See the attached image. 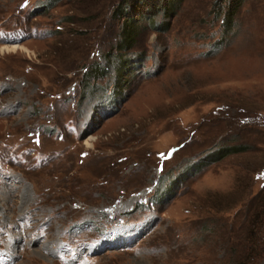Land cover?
<instances>
[{
  "label": "rangeland",
  "instance_id": "374dc122",
  "mask_svg": "<svg viewBox=\"0 0 264 264\" xmlns=\"http://www.w3.org/2000/svg\"><path fill=\"white\" fill-rule=\"evenodd\" d=\"M228 2L0 0V264H264V0Z\"/></svg>",
  "mask_w": 264,
  "mask_h": 264
},
{
  "label": "trees",
  "instance_id": "16d2710c",
  "mask_svg": "<svg viewBox=\"0 0 264 264\" xmlns=\"http://www.w3.org/2000/svg\"><path fill=\"white\" fill-rule=\"evenodd\" d=\"M178 1H180V0H176V4H175V6L178 4ZM242 0H229V2H228V6H227V8H228V10L226 11V13L225 14H227L226 15V19L229 21H231V19H232V15H233V13L234 12H230L229 11V8L230 7H232L233 5H238L240 2H241ZM137 6V5H136ZM174 6V7H175ZM131 7H135V4H132L131 5V3L129 4V3H127V2H124V3H121V4H119L118 6H116V8H115V13L117 14V15H123L122 13L123 12H127V13H130V12H132V11H130V9H131ZM130 11V12H129ZM147 12H146V10H144L143 9V19H145V16H144V14H146ZM115 14V15H116ZM148 14V13H147ZM126 27H127V29L125 30V31H123L125 34H124V36H123V38L118 42V44H120V45H122V46H124V45H129V43H130V40H131V33H132V27H131V25H130V23H126ZM125 47H127V46H125ZM120 48H122V47H120ZM94 67V69L93 70H91L90 72H87V75H86V79H89V76H88V74L90 75V74H92V75H95V76H97V75H99V74H103V70H104V68L103 67H100L99 65H94L93 66ZM105 71V70H104ZM106 72V71H105ZM118 82H119V80H117ZM239 148L240 147H238V146H231V147H227V148H223L222 150H221V152L219 153L220 155L219 156H222V155H225V154H227V153H230V152H235V151H237V150H239Z\"/></svg>",
  "mask_w": 264,
  "mask_h": 264
},
{
  "label": "bare ground",
  "instance_id": "6f19581e",
  "mask_svg": "<svg viewBox=\"0 0 264 264\" xmlns=\"http://www.w3.org/2000/svg\"><path fill=\"white\" fill-rule=\"evenodd\" d=\"M17 48H19V47H16V46H14V47L6 46V47H3L2 50H5V51H13V50H15Z\"/></svg>",
  "mask_w": 264,
  "mask_h": 264
}]
</instances>
